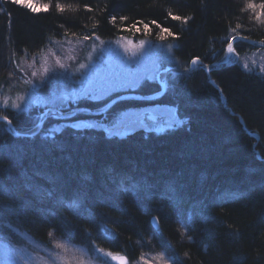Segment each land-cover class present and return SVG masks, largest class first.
Instances as JSON below:
<instances>
[{
	"label": "trees",
	"instance_id": "trees-1",
	"mask_svg": "<svg viewBox=\"0 0 264 264\" xmlns=\"http://www.w3.org/2000/svg\"><path fill=\"white\" fill-rule=\"evenodd\" d=\"M41 1L50 5L47 11L0 0V90L10 82L17 54L40 51L51 38L66 33L111 38L136 28L159 38L160 25L174 34H165L164 40L174 46L178 66L189 65L195 57L208 63L222 59L237 33L264 41V20L257 19L260 7L246 4L259 6L264 0ZM57 4H63L64 11ZM169 13L189 19L176 20ZM112 16L117 17L114 23ZM236 48L244 53L256 47L240 41ZM211 78L248 127L259 131L258 148L264 157V75L236 63L213 70ZM218 87L202 68L171 80L154 104L175 106L184 122L161 132L110 137L68 125L51 135L46 133L49 119L41 134L25 137L14 136L0 122V183L17 194L15 200L0 194L11 209L0 216V235L23 245L25 233L48 246L53 232L84 245L91 255L100 256L97 250L104 249L134 261L139 241L150 245L149 234L154 232L167 246L170 264H264V161L252 148L254 138L224 107ZM158 88V82H145L141 92ZM127 103L142 102L126 100L121 105ZM33 113L11 118L22 130L33 124ZM17 148L24 153L19 161ZM26 178L52 191L53 197L41 200L26 191ZM169 185L175 186V193H168ZM149 186L151 199L145 196ZM77 193L86 209L82 214L68 207ZM154 216L158 226L153 225ZM179 220L187 230L185 237Z\"/></svg>",
	"mask_w": 264,
	"mask_h": 264
},
{
	"label": "rangeland",
	"instance_id": "rangeland-1",
	"mask_svg": "<svg viewBox=\"0 0 264 264\" xmlns=\"http://www.w3.org/2000/svg\"><path fill=\"white\" fill-rule=\"evenodd\" d=\"M11 1L15 2V0ZM32 2L38 7L47 4L41 0H32ZM249 3L251 2L246 4ZM260 10L257 13L260 17L258 20L263 21V11L261 8ZM237 35L243 36L239 33L233 36ZM85 36L92 38L86 40ZM141 40L145 41L142 48L139 44ZM237 44L238 42L236 47ZM173 47L172 43L160 37L146 36V33L137 31L136 28L126 29L111 38L89 32L66 33L60 38H51L40 51L31 53L22 51L14 57V65L10 66V82L6 88L2 87L0 90V113L12 120L11 116L34 112L33 124L22 129L29 130L36 127L43 114L49 110L71 111L80 106H88L90 103L102 107L118 93L141 92L145 82L159 83L160 72L164 66L175 64ZM132 51H136L137 55L131 56ZM237 52L239 54L237 63L245 71L264 75V47L251 48L244 53L237 49ZM60 64L66 67L61 68ZM80 64H85L87 67L81 69ZM46 68L49 69L48 73H45ZM176 74V72L168 74V84L176 78ZM53 94L62 99L55 104L34 103L41 97L51 99ZM5 100L8 101L7 104L3 103ZM121 102L116 103L109 112L100 116L78 114L72 119L50 117L47 120L52 121L46 133L52 135L68 125L72 127L76 120L82 119L88 123L89 129L93 128L107 135L117 136H125L139 130L145 132L171 130L184 122L178 116L175 106L154 104V102H145V105L144 101H141L143 105L131 106L128 103L121 105ZM16 105L20 107L17 108ZM173 114L175 119L182 121L181 124L176 125L173 122ZM145 115H155L157 120L155 122L145 120L143 125L124 123L134 120L136 116ZM13 123L15 124L14 121ZM178 227L185 237L187 230L180 220ZM21 235L26 241L23 245L14 244L7 236L0 235V264H118L109 256L91 255L84 245L53 232L50 234L48 246L37 243L25 233ZM140 242L139 256L128 264L172 262L167 253L156 249L152 244L150 246L147 243L148 246H144Z\"/></svg>",
	"mask_w": 264,
	"mask_h": 264
},
{
	"label": "snow or ice",
	"instance_id": "snow-or-ice-1",
	"mask_svg": "<svg viewBox=\"0 0 264 264\" xmlns=\"http://www.w3.org/2000/svg\"><path fill=\"white\" fill-rule=\"evenodd\" d=\"M16 3L18 4H21L23 6H26L27 8H29L30 10H32L33 12H37V11H40L41 9L47 11L50 7L49 4H42L40 5L39 7L32 2V0H15ZM57 7L60 9V11H64V5L63 4H57ZM257 7H260L262 10H264V3L260 4L259 6H257L255 3H249L248 4V8H252V9H255ZM85 8L87 9L88 8V5H85ZM90 10V9H89ZM169 15H172L173 16V19H176V20H183L184 22H187L189 17H181V16H175L173 15L172 13H169ZM260 17L257 16V19H259ZM117 17L116 16H112L111 17V21L114 23L116 21ZM120 19H123V20H127L128 18L127 17H121ZM140 23H143L142 21ZM152 24L156 25L157 24V21L153 20L151 22ZM158 27L161 28V35H160V39H165V34L171 36V35H174L172 32H171V29L169 28H164L160 25H157ZM133 27H135V25H133ZM144 29L145 31H151V29L148 27V25H144ZM137 31H139V29H137ZM233 32H236V29L233 28L232 29ZM92 37L90 36H85L84 39L88 40V39H91ZM237 39V36H232L230 38V40L228 41L227 43V51L229 53H235L236 52V49L233 47V42ZM244 39H246V37H244ZM261 43H264V41H262ZM140 44V47L142 48L145 44V41L141 40L139 42ZM125 51H128V49H125ZM131 56H135L137 55L136 51H132L130 53ZM198 63H200V57H196L192 60V65H197ZM60 67L61 68H65L66 66L63 65V64H60ZM79 67L81 69H84L87 67V65L85 64H80ZM49 69H45V73H48ZM33 75H36V73H33ZM165 87H167V84L165 82ZM62 97H57L55 96V94H53L52 98L51 99H45V98H37L34 103L36 104H55L58 100H61ZM3 103L7 104L8 101L5 100L3 101ZM17 108H19L20 106L19 105H16ZM57 112H58V109H57ZM173 122L176 124V125H179L182 123V121L180 120H177L175 119V115L173 114ZM3 120L6 121L9 125L12 124V121L9 119L8 116H4L3 117ZM145 120H149V121H153L155 122L157 120V117L155 115H145V116H136L134 120H131V121H127V122H124L128 125L130 124H135V123H140L141 125L144 124V121ZM118 134V133H116ZM32 136H35L36 133L33 132L31 133ZM3 152V149H0V154H2ZM23 149L22 148H17L15 150V158L17 159V161H19L22 157H23ZM49 182H52L51 181V178L49 179ZM25 190L26 191H33L35 193H37V195L39 196V198L41 200H44V199H49V198H52L54 193L50 190H47V189H44L42 186H37L35 184H32L30 182V178H26L25 180ZM152 188L153 186H149L147 189H145V196L146 198L148 199H151V194H152ZM176 192V188L174 185H169L168 187V193H175ZM0 194L2 195H9L11 197L12 200H15L16 199V193L15 192H11L9 190V186L8 185H5V184H2L0 183ZM168 198H171L170 196ZM20 199L23 200L24 199V196L21 194L20 196ZM9 201H0V216H3L4 213L6 212H10L11 209L9 207ZM69 210L70 211H73L75 212L76 214H82L83 212L86 211V209L83 208V203L82 201L80 200V196H79V193H77L76 197L72 200V202L69 204ZM61 247L63 245H60ZM97 251H99L102 255L104 256H109V257H112L113 259L115 260H118V261H121L122 264H128V260H127V257L125 256H122L120 254H114L112 252H105L104 249H98ZM22 259V257H21ZM166 264H170V261L169 262H166Z\"/></svg>",
	"mask_w": 264,
	"mask_h": 264
},
{
	"label": "water",
	"instance_id": "water-1",
	"mask_svg": "<svg viewBox=\"0 0 264 264\" xmlns=\"http://www.w3.org/2000/svg\"><path fill=\"white\" fill-rule=\"evenodd\" d=\"M245 36H241V35H237V39L233 42V47L236 49V43L237 42H245V43H249L254 47H264V43H261L262 40H258V39H254V38H249L246 37V39H244ZM235 55L237 56V59L239 57V54L237 52H235ZM196 58V57H195ZM230 53L228 51H226L225 57L220 59V60H216L213 62H204L201 58H200V63H198L197 65H192V61L190 62V64L188 65V67L186 68H180V67H176V66H172V65H168L166 67H164L161 72H160V79H159V90L157 92H149V93H144V92H137V91H129V92H122V93H118L117 95H115L114 97H112L109 102H107L104 106L102 107H90V106H80L75 108L74 110L71 111H67V110H49L48 112H46L45 114H43L42 118L40 119L38 125L32 129L29 130H20L16 127V125L13 123L9 125L6 121L3 120V117L5 115L0 114V122H3L7 125V129L8 131L16 136H25V137H29L32 136L31 133L35 132L36 134L39 133V131L42 129L45 121L50 118H60V119H72L75 116H77L78 114H88V115H93V116H100L105 114L106 112H108L116 103L121 102V101H125V100H138V101H144V102H155L158 101L159 99H161L167 92V87H165V82L167 84V77L168 74L170 73V71L176 72V73H187V72H191L193 70H196L198 67L206 70L209 80L210 82H214V80L211 78V73H209V69H211V71L217 69V68H223L229 65H234L237 63V59L230 61ZM194 59V58H193ZM192 59V60H193ZM81 125H87L88 123H82V122H74L72 124V127H79ZM127 257L126 255H122ZM113 259V258H112ZM119 264H122L121 261L115 260ZM128 260V258H127Z\"/></svg>",
	"mask_w": 264,
	"mask_h": 264
},
{
	"label": "bare ground",
	"instance_id": "bare-ground-1",
	"mask_svg": "<svg viewBox=\"0 0 264 264\" xmlns=\"http://www.w3.org/2000/svg\"><path fill=\"white\" fill-rule=\"evenodd\" d=\"M226 51H227V47H226ZM230 61H233V60H236L237 59V56L235 55V53H230ZM192 61V60H191ZM190 61V62H191ZM168 65H172V66H176V67H180V68H186V67H188V65L187 66H178V65H176V64H168ZM168 65H165L164 67H166V66H168ZM198 68H200V67H198ZM209 69V73H211L212 71H211V69L210 68H208ZM217 69H219V68H217ZM216 70V69H215ZM195 70H193V71H191V72H187V73H183V74H181V73H177L176 74V77L177 76H179V75H183V76H187V75H189V74H192L193 72H194ZM206 71V70H205ZM170 72H173V71H170ZM209 82H210V80H209ZM215 82V81H214ZM211 84H213L215 87H218L217 86V84L215 83H213V82H210ZM219 88V87H218ZM159 90V88L158 89H156V90H154V91H152V92H157ZM219 93H220V97H221V99H222V102H223V105H224V107L225 108H227L228 110H229V112L232 114V115H236L237 116V118H238V120H239V122H240V124H241V126H242V128L247 132H249L250 134H251V136L254 138V142L252 143V148H253V150L256 152V156L260 159V160H263L264 161V157L262 156V154H261V150H260V148H258V144H259V142L261 141V136H260V133H259V131L256 129V128H252V129H250L249 127H248V125H247V123L245 122V120H244V118H243V116L239 113V112H237V111H235L229 104H228V100H227V96L225 95V93L219 88ZM123 102V101H122ZM97 108V107H96ZM99 108V107H98ZM113 108V107H112ZM111 108V109H112ZM110 109V110H111ZM109 110V111H110ZM108 111V112H109ZM107 113V112H106ZM40 121V120H39ZM48 121V120H47ZM47 121H45V123H44V125H43V127H42V129L39 131V133H37L36 135H38V134H41L42 133V131H43V128H44V126H45V124H46V122ZM82 122V123H86V121L85 120H76V122ZM39 123V122H38ZM38 123H37V125H38ZM6 125V124H5ZM7 126V125H6ZM72 128H74V129H76V130H79V131H85V130H88L89 129V126H87V125H81V126H79V127H72ZM91 129H93V128H91ZM8 130V129H7ZM95 130H97V129H95ZM101 131V130H100ZM105 133V132H104ZM106 134V133H105ZM107 135V134H106ZM129 135V134H128ZM14 136H16V135H14ZM107 136H110V137H126L127 135H125V136H117V135H107ZM152 221H153V225L154 226H158V221H157V217L156 216H154L153 218H152ZM153 234H154V232H151V234H149L150 235V237L148 238V240L151 242V244L153 245H155L156 247H161L160 249L163 251V252H165V253H167L166 251H165V249L167 248V246L165 245V244H162V243H159L160 241H159V239H155L154 237H153ZM145 246H148L147 244L145 245ZM147 248V247H146ZM167 255L168 256H170L168 253H167ZM173 256V255H172ZM174 258V257H173Z\"/></svg>",
	"mask_w": 264,
	"mask_h": 264
},
{
	"label": "flooded vegetation",
	"instance_id": "flooded-vegetation-1",
	"mask_svg": "<svg viewBox=\"0 0 264 264\" xmlns=\"http://www.w3.org/2000/svg\"><path fill=\"white\" fill-rule=\"evenodd\" d=\"M161 131V130H160Z\"/></svg>",
	"mask_w": 264,
	"mask_h": 264
}]
</instances>
